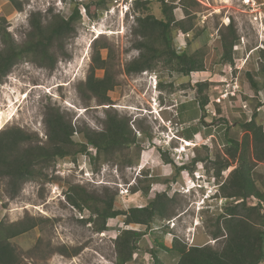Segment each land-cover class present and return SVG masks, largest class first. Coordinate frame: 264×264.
Segmentation results:
<instances>
[{"label": "rangeland", "instance_id": "374dc122", "mask_svg": "<svg viewBox=\"0 0 264 264\" xmlns=\"http://www.w3.org/2000/svg\"><path fill=\"white\" fill-rule=\"evenodd\" d=\"M19 1L24 2L21 11L12 0H0V31L7 29L19 44L27 39L33 12L68 17L74 7L69 0ZM149 1L145 10L136 9V0H109L102 9L91 5V14L80 5L76 32L65 39L62 49L56 48L59 57L53 70L24 60L0 82V130L19 126L45 143L48 109L59 110L77 130H102L106 111L113 110L129 119L140 145L109 162L90 161L87 154L58 159L48 169L47 179L26 182L14 197L7 191V180H1L0 222L26 216L38 221L36 227L11 239L18 264H116L115 239L123 229L145 233L126 264H177L178 256L165 248L171 247L174 237L188 246L222 245L223 237L213 239L210 231L225 205L238 202L218 193L237 163L217 177L215 161L227 157L230 138L242 139L241 123L254 111L264 125V0H167L176 6V18L185 19L190 29L173 31L176 50H200L205 70L184 75L160 65L154 71L129 74L126 65L140 53L135 47L136 17L152 13L162 18L161 1ZM223 41L234 43L232 65L222 58ZM4 47L0 33V49ZM97 51L116 81L106 103L84 86ZM104 73L105 69L96 71L98 77ZM250 75L258 90L252 87ZM236 76V96L219 100L228 80L234 83ZM205 80L210 86L202 95H209L210 101L201 110L197 83ZM75 139L84 141L80 131ZM89 150L95 153L91 146ZM254 177L264 188V161L257 164ZM75 184L113 197L116 207L124 210L144 206L166 191L173 198L171 215L154 220L151 228L126 225L121 215L108 219V229L99 232L85 222L89 211L81 212L67 201L66 191ZM249 203L256 204L257 199L250 198Z\"/></svg>", "mask_w": 264, "mask_h": 264}, {"label": "trees", "instance_id": "16d2710c", "mask_svg": "<svg viewBox=\"0 0 264 264\" xmlns=\"http://www.w3.org/2000/svg\"><path fill=\"white\" fill-rule=\"evenodd\" d=\"M74 4L68 17L51 11L45 16L41 12L30 15V31L23 44L17 43L7 29L0 31L6 47L0 49V82L19 62L31 60L53 70L58 61L56 48L76 32V22L80 20V5L90 13L91 5L102 9L109 0H69ZM162 18L152 13L136 17L135 35L138 40L135 47L140 51L138 57L126 65L129 74L157 70L160 65L178 71L184 75L205 70L203 53L198 50L189 53L186 50L178 52L174 46L173 31L175 29L188 32L189 26L185 19H177L174 13L176 6L167 0H160ZM17 10H23V1L12 0ZM149 0H136V9L144 7L148 10ZM194 3H197L194 0ZM233 42L223 41V60L233 64ZM98 69H105L102 77L96 75ZM253 88L258 90L257 82L250 75ZM116 84L110 72L107 61L102 59L97 51L89 68L85 88L90 95L101 103L110 100L109 91ZM198 103L205 110L210 99L202 95L210 83L199 81ZM258 113L253 112L251 119L241 123L244 131L241 140L230 138L226 147L224 161H215L219 165L216 176L236 162L235 168L219 185V195L236 201L228 202L218 214L215 228L212 229L213 239L223 237L222 245H191L174 237L170 253L178 256L177 264H260L264 260V188L260 187L254 177L255 168L264 161V125L257 120ZM46 142L40 143L37 135L27 132L19 126H6L0 130V181L7 180V191L14 197L28 181L47 179L48 169L58 159L73 157L80 154L89 155V160L109 162L116 155L124 152L132 145L140 146L138 139L130 126L129 119L120 117L113 110L106 111L104 128L94 130L85 128L77 130L71 121L54 108L45 112ZM81 132L84 141L75 139V134ZM89 146L95 149L93 154ZM183 167H179L184 168ZM264 186V181H263ZM147 193V191H146ZM67 201L81 212L89 211L85 222L93 223L96 231L108 229V219L124 216L126 225L139 224L151 228L156 219H165L171 215L173 198L166 191L158 192L154 199L144 206L122 209L116 207L113 197L96 195L84 186L70 185L65 194ZM257 199L256 204H250L249 199ZM38 225L37 219L26 216L23 219L6 223L0 222V264H18L19 255L11 239L24 234ZM144 231L123 229L115 239L117 263L126 264L133 259L138 250V242ZM154 260L157 253L153 250Z\"/></svg>", "mask_w": 264, "mask_h": 264}, {"label": "built area", "instance_id": "2783aa9c", "mask_svg": "<svg viewBox=\"0 0 264 264\" xmlns=\"http://www.w3.org/2000/svg\"><path fill=\"white\" fill-rule=\"evenodd\" d=\"M235 68L237 69V65H236ZM233 76H234V74H232V77ZM238 89H239V83H238V77L236 76L234 83H233V79L232 78H231V81L228 80V82L225 85V88L223 89V91L220 92L219 100L222 99V98L223 99L229 98L230 96H236V93H237Z\"/></svg>", "mask_w": 264, "mask_h": 264}, {"label": "bare ground", "instance_id": "6f19581e", "mask_svg": "<svg viewBox=\"0 0 264 264\" xmlns=\"http://www.w3.org/2000/svg\"><path fill=\"white\" fill-rule=\"evenodd\" d=\"M251 0H245L246 3L250 2Z\"/></svg>", "mask_w": 264, "mask_h": 264}, {"label": "clouds", "instance_id": "9594fccd", "mask_svg": "<svg viewBox=\"0 0 264 264\" xmlns=\"http://www.w3.org/2000/svg\"><path fill=\"white\" fill-rule=\"evenodd\" d=\"M176 137V136H175ZM216 193H213V195H215Z\"/></svg>", "mask_w": 264, "mask_h": 264}]
</instances>
